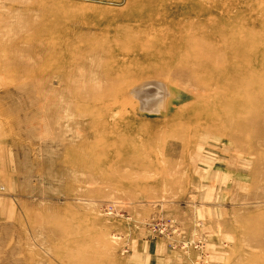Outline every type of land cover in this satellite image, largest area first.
I'll use <instances>...</instances> for the list:
<instances>
[{"label":"rangeland","instance_id":"rangeland-1","mask_svg":"<svg viewBox=\"0 0 264 264\" xmlns=\"http://www.w3.org/2000/svg\"><path fill=\"white\" fill-rule=\"evenodd\" d=\"M0 264H264V0H0Z\"/></svg>","mask_w":264,"mask_h":264},{"label":"bare ground","instance_id":"bare-ground-1","mask_svg":"<svg viewBox=\"0 0 264 264\" xmlns=\"http://www.w3.org/2000/svg\"><path fill=\"white\" fill-rule=\"evenodd\" d=\"M150 85V84H149ZM144 86V85H143ZM142 87V86H141ZM147 87V86H146ZM149 87V86H148ZM147 87V88H148ZM146 89V88H144ZM144 89H141V88H138L136 91H135V94L134 96L132 97L134 100H137V106L138 108L140 107V109H145L144 112H148V113H151V112H160L159 111V107H160V103H161V97H158L157 100L155 99H151V97L149 98V94H147L146 92L144 93ZM160 90V89H159ZM161 91V90H160ZM159 93V92H158ZM165 94V93H164ZM162 96V94H161ZM155 98V97H154ZM160 100V103H158L157 101ZM164 103V102H163ZM140 105V106H139ZM159 105V106H158ZM162 108V107H161Z\"/></svg>","mask_w":264,"mask_h":264}]
</instances>
